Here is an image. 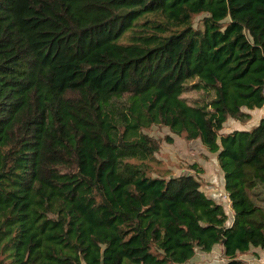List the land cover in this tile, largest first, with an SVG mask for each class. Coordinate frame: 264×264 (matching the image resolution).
Returning a JSON list of instances; mask_svg holds the SVG:
<instances>
[{
  "label": "trees",
  "instance_id": "trees-1",
  "mask_svg": "<svg viewBox=\"0 0 264 264\" xmlns=\"http://www.w3.org/2000/svg\"><path fill=\"white\" fill-rule=\"evenodd\" d=\"M262 107L264 0H0V264H249L264 114L222 128ZM153 125L217 152L231 222Z\"/></svg>",
  "mask_w": 264,
  "mask_h": 264
},
{
  "label": "rangeland",
  "instance_id": "rangeland-1",
  "mask_svg": "<svg viewBox=\"0 0 264 264\" xmlns=\"http://www.w3.org/2000/svg\"><path fill=\"white\" fill-rule=\"evenodd\" d=\"M201 15L197 16L195 23H200ZM189 96H198L197 91H191L187 93ZM228 127V123L225 128ZM149 134L157 137L161 140V146L157 155L165 162V164L172 169L176 174L189 172L190 164L192 162H202L203 166H206L204 172L199 173L203 182V188L208 192H216L219 194V198H225V187L223 184V171L219 169V163L217 162V154L214 152L209 153L204 149L200 139L187 140L183 136H179L172 133L169 127L164 125H153L146 130ZM171 133L174 136L173 142H168L165 136ZM195 170V169H194ZM227 209L228 206H226ZM231 215L232 213L228 211ZM226 259L223 255V250L220 249V245L216 244L212 251H204L201 248L196 250V253L191 257L187 264H217L224 263Z\"/></svg>",
  "mask_w": 264,
  "mask_h": 264
},
{
  "label": "crops",
  "instance_id": "crops-1",
  "mask_svg": "<svg viewBox=\"0 0 264 264\" xmlns=\"http://www.w3.org/2000/svg\"><path fill=\"white\" fill-rule=\"evenodd\" d=\"M250 112H251V117H250L249 120H247V121H245V122H244V121H241V120H239V119H236V118H234V117H231V116L228 117V119L224 122V126H223V128H222V132L227 133V132H230V131H232V130H234V129H250L251 127H253L254 125H256V124L259 123L261 117H262L263 114H264V107H262V108H255V109H252ZM227 123H228V127L225 128V126H226ZM201 143H202V142H201ZM203 147H204V146H203ZM204 149H206V148L204 147ZM206 150H207V149H206ZM211 152H212V151H209V153H211ZM214 153L217 154V152H214ZM217 162H218V161H217ZM200 164L203 165L202 162H200ZM204 167L206 168V166H204ZM218 167H220V166H218ZM190 169H192V168H190ZM219 169H221V167H220ZM192 170H193V172H195L194 169H192ZM221 171H223V170L221 169ZM189 172H192V171L189 170ZM189 172H187V173H189ZM181 173H182V172H181ZM178 174H180V173H178ZM201 174H202V173H201ZM222 177H223V179H224V171H223V175H222ZM224 182H225V179L223 180V184H224ZM224 187H225V185H224ZM202 188H203V187H202ZM203 189H204V188H203ZM224 191H225V193H224L225 198H219V197H218L219 194L216 193V192H208V191H206V192L208 193V195H210V196L213 197L214 199L223 202V203L225 204V206H228L229 209H227V208H226V209H227L229 212L232 213V214L230 215V218H229V222H231V221L233 220V210L231 209V199H230V197H229V195H228L226 189H225ZM217 244H219V245H220V249L223 250V245L220 244V243H217ZM215 246H216V245H215ZM215 246H214V248H215ZM214 248H213V249H214ZM213 249H212V250H213ZM212 250H211V251H212ZM241 256H242V258H244L249 264H261V263L264 262V248H262V247H260V246H258V247H254V246H253L250 252L245 253V254H242Z\"/></svg>",
  "mask_w": 264,
  "mask_h": 264
}]
</instances>
